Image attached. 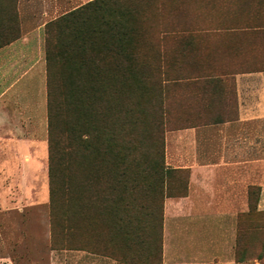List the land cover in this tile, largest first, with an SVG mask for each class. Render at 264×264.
<instances>
[{
    "label": "trees",
    "instance_id": "trees-1",
    "mask_svg": "<svg viewBox=\"0 0 264 264\" xmlns=\"http://www.w3.org/2000/svg\"><path fill=\"white\" fill-rule=\"evenodd\" d=\"M145 13L137 0H93L45 27L52 244L123 264L162 263L165 199L185 197L189 184V170L166 165L160 61L143 38ZM245 236L242 213L237 263Z\"/></svg>",
    "mask_w": 264,
    "mask_h": 264
},
{
    "label": "rangeland",
    "instance_id": "rangeland-1",
    "mask_svg": "<svg viewBox=\"0 0 264 264\" xmlns=\"http://www.w3.org/2000/svg\"><path fill=\"white\" fill-rule=\"evenodd\" d=\"M90 1L93 0H0L5 21L0 40L12 39L16 33L18 39L34 33L31 55L37 58L39 50L45 60L46 25ZM137 1L146 9L142 20L144 41L160 61L157 79L164 109L165 140L167 132L195 124L189 121L196 110L189 98L191 82L206 75L194 71V62L202 66L214 57L226 67L237 62L232 53L206 55L201 51L196 55L195 49L211 48L222 41L223 35L237 34L231 30L238 25L264 23V0ZM244 35L246 70L264 69V58L254 56L256 44L264 49V30H246ZM257 60L259 63H255ZM38 117L39 121L22 123V137L0 138V264H123L89 250L52 244L47 104L46 122H42L41 115ZM258 124L262 128L256 133L247 129V138L259 137L256 141L261 146L247 147L245 210L239 213H245L247 258L240 264H264V123Z\"/></svg>",
    "mask_w": 264,
    "mask_h": 264
},
{
    "label": "crops",
    "instance_id": "crops-1",
    "mask_svg": "<svg viewBox=\"0 0 264 264\" xmlns=\"http://www.w3.org/2000/svg\"><path fill=\"white\" fill-rule=\"evenodd\" d=\"M246 30H264V23L238 25L231 30L237 34L195 49L196 55L232 53L237 62H194V71L206 75L191 82L196 110L189 121L195 124L166 133V165L189 170V184L185 197L165 199L162 264H240L234 246L245 210L247 147L261 146L259 137L247 138V129L256 133L264 123V69L246 70ZM34 38L29 33L0 48V138L22 137V123L39 115L46 122L45 60L39 50L37 58L31 55ZM256 46L255 59H263Z\"/></svg>",
    "mask_w": 264,
    "mask_h": 264
}]
</instances>
